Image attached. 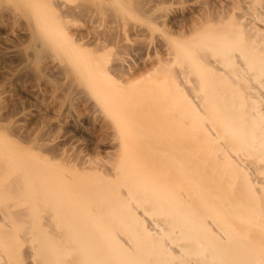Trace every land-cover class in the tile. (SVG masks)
I'll return each mask as SVG.
<instances>
[{
	"label": "bare ground",
	"instance_id": "bare-ground-1",
	"mask_svg": "<svg viewBox=\"0 0 264 264\" xmlns=\"http://www.w3.org/2000/svg\"><path fill=\"white\" fill-rule=\"evenodd\" d=\"M11 1L38 29L44 12L57 13L54 34H65L60 0ZM135 2L144 16L158 10ZM163 41L175 68L172 95L157 92L170 96L165 110L146 90L123 97L131 67L117 81L106 73L110 82L97 52L71 58L123 140L107 177L67 178L0 139L4 264H264V0H216L179 40ZM188 78L190 95L178 85Z\"/></svg>",
	"mask_w": 264,
	"mask_h": 264
},
{
	"label": "rangeland",
	"instance_id": "rangeland-1",
	"mask_svg": "<svg viewBox=\"0 0 264 264\" xmlns=\"http://www.w3.org/2000/svg\"><path fill=\"white\" fill-rule=\"evenodd\" d=\"M60 1L63 5L60 14L67 17L62 18L65 34L58 38L53 31L57 13L52 14V19L44 12L47 20L38 29L14 2L0 0V139L10 150L25 154L33 162L39 160L36 163L55 168L67 178L107 177L123 156V140L108 109L95 100L73 73L69 63L78 56L75 50L85 57L97 52L95 59L104 70L101 77L106 81L123 79L124 72H130L126 85L119 86L123 97L127 91H142L144 95L146 90L145 99L150 103L149 93L153 97L161 87L166 86L169 93L173 88L171 78L175 68L161 50L163 37L179 40L191 23L214 10L216 0H148L158 5V10L149 16L133 5L137 0L132 4V0ZM49 39L56 43L48 42ZM178 85L186 95L197 92L189 78ZM161 90L163 97L167 91ZM141 93L132 97L134 101L130 100L139 101ZM169 98L164 101L168 102ZM145 99H141L142 104L146 103ZM155 99L165 110L166 102H161L159 95ZM152 103V107L144 108L147 106L149 110L150 106L152 110ZM161 106L155 108L161 110ZM157 108H153L154 113ZM190 108L189 112L194 107ZM164 115L160 118L164 119ZM137 117L143 120L142 116ZM26 248L24 245L23 249Z\"/></svg>",
	"mask_w": 264,
	"mask_h": 264
}]
</instances>
